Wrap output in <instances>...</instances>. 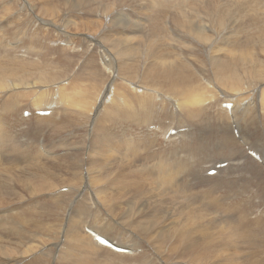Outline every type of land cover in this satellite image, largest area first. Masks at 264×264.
Listing matches in <instances>:
<instances>
[{
  "label": "bare ground",
  "instance_id": "1",
  "mask_svg": "<svg viewBox=\"0 0 264 264\" xmlns=\"http://www.w3.org/2000/svg\"><path fill=\"white\" fill-rule=\"evenodd\" d=\"M179 1L187 2V0ZM246 1L252 4L257 1L258 5L256 6L264 2V0ZM165 5L164 9L169 11L175 25L185 28L193 27L202 34L201 38L199 34L201 40H209L208 37L203 36L207 26L190 24L182 19L179 8L185 4ZM24 10L25 8L22 7L21 11ZM254 19L251 18L252 23ZM256 19H258L257 23L255 22L254 25H256L252 27L254 31L251 32V35L249 33V37L253 36V38H257V41L261 39V52L264 56V18L263 20L261 17V20ZM34 22H31L34 27L30 26L33 32L24 33L21 29L23 25L21 20L15 19L12 22L10 18L7 20L0 18V90L5 87L6 77H8V73L5 71L7 64L19 63L22 71L27 67L38 68V60H27V50L16 51L26 45H30L34 51L39 44L37 26L40 23L36 20ZM165 23L167 22L165 21ZM4 25L7 28H4ZM121 25L129 29L128 25ZM134 25L132 31L142 29V25L140 27L138 23H134ZM166 25H156L157 30L160 28L159 31L163 30L164 33ZM160 33L153 30L150 34L151 38L148 37L150 40L146 45L149 47L146 48L148 59L154 58L153 60H155V56L157 57L159 54V51H156L155 43L156 36L160 38L163 34ZM231 37L236 42V37L234 35ZM124 38L118 39L120 56L125 58L121 59L124 62H120L121 66H119L120 70L124 72L122 74L127 75L132 63L127 61L126 56L131 50L124 49V47L135 49L136 45L145 46L143 44L145 40L138 42L131 36ZM173 38L175 41L171 44L168 58L163 59V62L153 63L152 67L143 72V77L151 82L148 86L151 88L152 78L157 76L163 82L162 84L156 83L155 86L161 87L165 92L175 90L173 85L177 86L185 81L186 86L182 91L188 92L191 91L188 82L193 79L190 66L184 60L176 59V53L183 57L187 55L186 45L180 38ZM188 39L186 38V41ZM223 39L224 35L218 37L220 42ZM239 43L241 42L239 41ZM260 44L258 45L260 46ZM219 49L223 50V54L218 58L217 63L211 62L212 68L219 75L220 85L226 90L225 93L232 94L235 100L229 99L231 97L229 96L225 101L209 104L227 96L222 95L221 97L219 91H216L219 96L213 90L209 91L210 87L215 89L216 87L200 71L198 76L201 78L203 90L196 98L184 100L181 103H178L180 100L171 94H169V100L160 99L158 102L156 100L158 95L154 92L148 93L144 100L134 94L127 96L126 90H123L122 86L114 88L111 84L112 90L122 91L130 99L133 108L131 110L115 108L107 111L105 116L95 114V126L103 129L109 120L117 130L110 135L97 137L93 142V148H89L87 145H83L85 143L77 140V138L84 139L93 130L88 131L85 137H76L71 141H62L59 138L58 134L66 129L64 126H58L60 117L63 115L67 118L71 115V111L67 109L69 97L62 89L58 99L51 93L41 91L47 88L39 90L36 98L31 102L32 108L20 107L21 99L26 96L25 93L28 96L31 94L30 92L14 89L10 91L17 95L1 93L0 166L8 164L9 168L6 177L1 180L0 184V208L3 209L0 211V226L8 230L9 238H12L13 235L16 241L10 242L5 248L0 246V264H44L50 255L52 256L49 264H156L157 262H154L155 253L159 254V252L153 250L155 248L158 250L168 248L169 257L177 262L175 264H264V208L260 209V207H264V179L256 174V171L264 173V167L260 166V162L263 161L261 152L253 148L250 150L252 151L250 154L255 158L241 155L238 158L219 160L221 159L218 157L220 153L214 147L218 143V134L216 133L212 137L213 142L209 139L210 134L204 136L202 131H200L202 142L200 141L199 146L196 144L197 148L194 146L196 149L194 153L180 152L182 149L193 147L199 137V129L196 125L180 127L179 123L186 124L187 118L191 120L198 118L199 120L202 116L207 120L210 118L208 113L210 115L219 114V118L226 115L229 119V122L226 121V124L222 125H224V130L231 127L234 141L231 148H227L228 150L222 148L223 150L231 154H240V147L249 150L247 142L251 141L253 143L261 142L262 151H264V120L259 123L254 113L249 115L250 105L248 103L241 104L238 101L239 95L246 89L250 93H248L250 101L259 98V92L262 91L260 95L262 97V114L264 115V58L262 61L253 62L247 54H244L243 47H239L235 51ZM255 50L257 51V49ZM184 58L188 62L186 56ZM227 59H232L229 65L225 62ZM25 61L34 62L26 63ZM156 69L159 70L158 73H156ZM109 72L111 73L109 77L112 80L115 79L128 86L129 79L120 78L113 71ZM254 78H260V81L257 83ZM51 82H54V79L46 83ZM69 83L63 81L61 85L67 87ZM59 85L60 83H55L51 87L57 89ZM134 88L139 93L143 92V88L138 89L135 86ZM145 100L155 101L150 112ZM196 100L206 103L207 107L195 108ZM48 105L53 106L48 107ZM48 110H50V115H40V112ZM25 111H32L31 116L27 119L24 118ZM164 115H168L165 120L158 123L153 121H159ZM140 123L144 124V127ZM23 124H27L28 128H20ZM131 126L133 129L130 130ZM171 129H177L176 133L167 137ZM237 130L240 132L241 138H238ZM127 132L130 133L127 135ZM134 133H141V135L135 136ZM222 136H225V131ZM242 137L245 139V144ZM41 141L42 146L40 145ZM107 147H111L115 152H118V149L129 152L133 155L131 159L138 165H133L131 168L126 167L124 158L127 157L121 153L123 161H119L114 170L109 169L107 157L99 153ZM61 151L62 153H59ZM82 152L87 154L84 158H81L80 153ZM197 153L202 154L201 156L208 155L207 162L197 166L202 160L198 158ZM180 158L188 159L189 165L184 166ZM246 160L247 163H253L254 167L247 169ZM217 165H221V167L216 169ZM84 168L88 169L90 177L87 179L84 174L76 177L77 172L80 174L81 169ZM213 169L217 170L216 174L209 176L208 172ZM116 171H120L123 180L129 182L127 185L123 184L121 187L122 183L121 186L117 184L122 180L117 176V173H114ZM140 171L145 173L142 174ZM254 176L257 178L252 179ZM115 180L118 182L116 183ZM140 180L144 182L143 185ZM246 180L251 181L244 183ZM91 182L97 185L95 189H90ZM147 182L154 187H148ZM239 182L244 184H239ZM105 183L109 185L107 186ZM207 187V190L203 189ZM218 191L223 194L233 192L244 201L235 210L238 215L237 219L232 215L224 220L223 230L229 233L228 241L232 244L230 249L234 250L232 254L220 253L219 247L221 246L229 249L228 242L221 244L209 241L195 242L193 227L189 223L191 218H198L196 228L203 237H215L214 233L205 227L202 219L205 218L207 221L204 209L218 210L220 208L221 200L217 195ZM147 192H152L154 197L160 198L159 201L165 200L164 198L169 199L168 203L161 206L158 204L160 209L153 213L156 214L158 211L163 218L158 217L154 220L144 213L147 205L142 203V198ZM170 193L175 195L171 196ZM209 193H214V195L210 197ZM257 196L259 198H256ZM100 200L105 201L107 207L117 212L120 219L119 223L116 221L115 223L118 225H112L114 220L109 218L107 209L101 207ZM177 205L182 208L184 214L172 216ZM58 214L61 217H66L63 225L64 233L57 232L58 237L53 240L48 237V228L41 229L44 225L43 217ZM141 215H145L147 220L144 221L142 217H139ZM99 220L103 221L101 232L97 230V226L100 224ZM212 222L215 223L216 220L214 219ZM24 224L29 232H34L28 234L23 229ZM131 227L137 232L130 233ZM52 230L59 231L60 226L53 222ZM0 233H3V236L6 235L2 231ZM93 233L102 237H111L117 243L127 245L131 250L129 249V253H119L100 243ZM36 238H38L37 243L43 241L42 245L52 241L25 257L26 254L36 249L37 245H33ZM235 241H237V245L233 248ZM258 244L260 245L257 246L258 248H252ZM121 245L115 246L124 247ZM151 246L155 247L151 248ZM140 247L143 249L138 252L137 249ZM150 250L153 251L150 252ZM32 255L35 257H31ZM178 256L180 257L175 259ZM180 260L183 261L180 262Z\"/></svg>",
  "mask_w": 264,
  "mask_h": 264
},
{
  "label": "rangeland",
  "instance_id": "2",
  "mask_svg": "<svg viewBox=\"0 0 264 264\" xmlns=\"http://www.w3.org/2000/svg\"><path fill=\"white\" fill-rule=\"evenodd\" d=\"M253 3L254 4L249 3L246 0H187V2H180L179 0H0V8H2L0 9V18L3 20H7L10 18L12 22L15 19L21 20L23 22L21 29L24 33L33 32L30 28V26L32 27L33 25L31 24V22H34L36 20L40 23L37 26L39 46H36V50L34 49V51H32V47L30 45H26L16 50H27V60H38V68L27 67L24 71H22L21 65L19 63L7 64L5 67V71L8 73V77H6L5 87L0 90V94L12 93V95H17L10 91L14 89L17 91L30 92L31 94H29L28 96L27 93H25L26 96L21 99L20 107L32 108L31 102L34 100V98H36L39 90L47 88L46 90L41 91H44L45 93H51L58 99L59 92L62 89L65 92V95L69 97V105L67 106V109L71 111V115L67 118L63 115L60 117L58 126H64L66 129L64 132L58 134V136L62 141H71L76 137H85L88 131L93 130L92 132H89L84 139L77 138L78 141L85 143L83 145H87L89 148H93V142L95 139H97V137L110 135L112 132L117 130V128H115L109 120H107V124L103 129L95 126V114L105 116L107 111H111L115 108L131 110L133 108V103L127 96H131L132 94L144 100L148 93L154 92L158 95L156 96L157 102L160 99L166 101L169 100V94L178 98L180 100V102L178 103H181L184 100L196 98V96L203 90L200 82L201 78L198 76L199 71L204 74V76L212 84L215 85L216 89L214 87H210L209 91H219L221 97L222 95L227 96L224 97V99L221 98V100H217L209 104L225 101L229 96H231L229 99L235 100L232 94L225 93L226 90L223 89V87L220 85L221 80L219 78V75L212 68L211 62L215 61L217 63L218 58L222 56L223 50H220L219 48L231 49L235 51L239 47H243L244 54H247L253 62L263 60L264 56L262 55V47L260 44L261 39H259L258 42L257 38H253V36L249 37V33L251 35V32L254 31L252 27L256 25H254L255 22L257 23L258 19L256 18L260 19L261 17L262 20L264 18V2L263 4H259V6H256L258 5L257 1L256 3ZM165 4H185L179 8L182 19L186 20L190 24L207 26L205 32L206 34L204 33L203 36L208 37L209 40H201L200 38L202 37V34L196 31L195 28L193 29V27L185 28L181 25H175L172 22L169 11L164 9V6H166ZM22 7L25 8L23 12L21 11ZM251 18H255L256 20L254 19V22L252 23ZM243 19H245L246 22H243ZM239 20L243 23H241ZM165 21L167 23H165ZM134 23H138L139 27L140 25H142V29L139 28V31H132L136 25H134ZM121 24L128 25L129 29L125 28V26ZM164 24H167L165 31L166 33H163V30L159 31L160 28L157 30L156 27V25L163 26ZM244 25H246L247 27ZM3 27L7 28L6 25H4ZM153 30L158 31L159 33H163L160 38H157L156 36L157 41L155 43V47L157 48L156 51H159V54L157 57L155 56V60H153L154 58L148 59L146 54V48H149L146 45L150 41L148 37L151 36L150 34H152ZM221 35H224V39L220 42L218 40V37H220ZM232 35L236 37V42L231 37ZM127 36L134 37L138 42H142V40H145L143 42L145 46L136 45L135 49L128 46L124 47V49L131 50L128 52L126 59L129 63L132 64L129 67V72L127 73V75H123L122 73L124 72L120 70V62H124V60L122 61L121 59L125 58H122V56H120L121 54L118 39H125L124 37ZM173 37L180 38L181 40H183L184 45H186L187 55L185 56L188 62L184 58L185 56L183 57L181 54H177L176 52L175 53L177 56L176 59H182L190 66V71L192 72L191 75L193 76V79L188 82L191 88V91L188 92L182 91L184 86H186L185 81H182L177 86L173 85V88L175 87V90L165 92L161 87L155 86L156 83L162 84L163 82L162 80H159L157 76L155 78H152L151 88L148 87L151 82H148V80L144 79L143 77V72L152 67L153 63L161 61L163 62V59L168 58L171 44L173 41H175ZM241 37L243 41L241 40ZM186 38L189 39L186 41ZM239 41L241 43H239ZM258 44H260V46ZM255 49H257V51ZM231 61L232 59H227L225 62L227 63V65H229ZM25 62L28 63L34 61ZM109 71H113L115 74H118L120 78L122 77L129 79L127 81L128 86L116 81L115 79L112 80V78L109 77L111 75ZM155 71L156 73H158L159 70L156 69ZM51 79H54V82L46 83ZM254 80L257 82L260 81V78H254ZM63 81L70 83L67 87H65L61 85ZM55 83H60L57 89L51 87ZM111 84L114 86V88L122 86L123 90H126L125 94L127 96H125L122 91L112 90ZM134 86L138 89L143 88V92L139 93L134 88ZM247 90L248 89L244 90V93H241L239 95L238 101L241 104L248 103L250 105L249 115L254 113L257 121L261 123V121L264 120V115L262 114V97L260 95L262 94V91L259 92V98L255 99L254 101H250V93ZM145 102L147 103L150 112L152 109V105L155 104V101L145 100ZM52 106L53 105H48V107ZM160 107L163 106L160 105ZM194 107L197 109H202L204 107H207V105L204 102H200V100H196V104L194 105ZM179 108L180 106L178 107V109ZM242 111H244V109H242ZM29 113V116H31L32 111H30ZM29 116H24V118L27 119ZM176 116H178L177 113ZM208 116H210V118H208L207 120L203 119L202 116L199 120L198 118L192 120L190 118H187L186 124L179 123L180 127L196 125L199 129V137H197V140L193 147L190 149H182L180 150V152L190 151L194 153L196 150L194 146L197 148L202 142L200 135V131H202V134L204 136L210 134L209 139L211 141H213L212 137L214 136V134H218V143L214 147L217 148L220 153V156L218 157H220L221 159L219 160H227V158L232 159L240 157L238 154H231L228 151L223 150L225 148L222 147L223 143L220 137L222 136L224 131V125L222 124H226V121L229 122L228 117L226 115H223L221 118H219V114L210 115L209 113ZM167 117L168 115H164V117L159 121H153L158 123L162 120H165V118ZM233 118L235 119V117ZM140 124L142 127H144V124ZM181 124H183L184 126ZM133 126L130 127V130L133 129ZM20 128L27 129L28 126L27 124H23L22 126H20ZM129 133L130 132H127V135ZM141 133L134 134L135 136H140ZM236 134L238 138H241V134L238 130ZM250 142H247V148H249V150L240 147L243 150L242 156L244 155L255 158L249 152L251 149L255 148L257 151L261 152V158L263 159V161L260 162V166L264 167V151H262L261 142ZM243 143L245 144L244 138ZM40 145H43L42 141ZM230 146L232 147L233 145L230 144ZM226 150L228 149L226 148ZM59 153H62V151ZM99 153L107 157V167L109 169L114 170L117 163L119 161H123L121 159V153L123 156L127 158L129 157L128 160L127 158H124L126 167L131 168L133 165H138L131 159L133 155L125 150L121 151L118 149V152H115L111 149V147H107L101 150ZM80 154L81 158H84L87 155L84 152ZM198 154L200 153H197V156L199 159H202L201 163L199 165H197L196 163L194 164L200 166L204 162H207L208 155L201 156L202 154ZM180 160L183 162L184 166L189 165L188 159L180 158ZM245 166L247 169H251L254 167V164L247 163L246 160ZM8 168V164L0 166V184L1 180L6 177ZM114 173H117V176L120 178V180H122V182L120 183L115 180V182H118L117 184L119 185L122 183V186L120 185L121 187H123V184L125 186L129 183L127 180H123V176L121 175L120 171H116ZM140 173L144 174L145 172L140 171ZM82 174H84L87 179L90 177V173L86 168L81 169L80 174L79 172H77L76 177L79 175L81 176ZM256 174L258 176H262L264 179V173H262L261 171H256ZM146 177L148 178L147 175ZM255 178L257 177L254 176L252 179ZM251 180H246L244 183L250 182ZM140 182L142 185L144 184V182H142L141 180ZM226 183L228 184V182ZM91 184L92 187H90V189H95L97 185H95L93 182H91ZM146 184L148 185V187H154L148 182ZM239 184H242V182H239ZM105 185L108 186L109 184L105 183ZM145 187L147 188V186ZM252 187L254 188V186ZM203 189L207 190L208 187ZM170 195L174 196L175 194L170 193ZM213 195L214 193H209L210 197ZM217 195L221 200L220 208L218 210L204 209V213L207 216V221L205 218L202 219L203 223H205V227L208 228L212 233H214L215 237H203L201 232L196 228V221L198 220V218H191L189 223L193 227V239L197 243L199 241L215 242L216 244L228 242L230 244L229 249H225L224 246H221L219 247V250L220 253L223 254H232L234 250L230 249L232 244L228 241L229 233L226 230H223V227L225 226L224 220L232 215H234L237 219L238 215L236 214L235 210L238 206L243 204L244 201H242L233 192L223 194L218 191ZM256 198H259V196H257ZM159 199L160 198L158 197H154V195H152V192L145 193L142 198V203L147 205L146 211H144V213H146L147 216L154 220L158 217L163 218L161 216L162 214L158 213V211L156 214H153L154 211L160 209L158 204H160L161 206L169 202L168 198H164L165 200L163 201H159ZM99 202H101V207L107 209L109 218L111 220H114L112 225H118L117 223H115V221L119 223L120 219V217L117 215V212H114L113 209L107 207L105 201L100 200ZM263 208V206L260 207V209ZM0 211H3V209L0 208ZM181 214H184V212L182 208L177 205L171 215L180 216ZM139 217H142L144 221L147 220V217L145 215H141ZM65 219L66 217H61L60 214L50 217L44 216V225L41 229L43 230L45 228H48V237H51L53 240H55L58 237L56 235L57 232L64 233L63 225ZM214 219L216 220L215 223L212 222V220ZM99 221L100 224L97 226V230L101 232L103 221ZM53 222H56L60 226L59 231L52 230ZM23 229L27 231L28 234L34 232H29L25 224L23 225ZM0 231L6 233L5 236H3V233H0V246H3L5 248L10 242L16 241L13 235L11 236L12 238H9V236L7 235V229L0 226ZM130 231V233L137 232V230L132 227ZM106 238H108L114 245H121L120 243H117V241H114L111 237L106 236ZM37 239L38 238L33 241V245H37L35 247L36 249L26 254L25 257H28L30 254L35 253L39 248L47 245L50 241H52L50 240L42 245L43 241L37 243ZM236 245L237 241H235L233 248ZM121 246H124L122 248H125L126 250H128V252L119 253H129L130 248L127 245ZM257 246L260 245L258 244L252 248H258ZM143 247L138 248V252H140L139 250L143 249ZM153 247L155 246H151V248ZM146 248H148V246H146ZM153 250L159 252V254L155 253L154 262H157L156 264L177 263L169 257L168 248H160L159 250L155 248ZM152 251L150 250V252ZM51 256L52 255L48 257L47 261L44 264L50 263ZM31 257L35 256L32 255ZM179 257L180 256L176 257L175 259H178ZM182 261L183 260H180V262ZM239 262L241 263V261Z\"/></svg>",
  "mask_w": 264,
  "mask_h": 264
},
{
  "label": "crops",
  "instance_id": "3",
  "mask_svg": "<svg viewBox=\"0 0 264 264\" xmlns=\"http://www.w3.org/2000/svg\"><path fill=\"white\" fill-rule=\"evenodd\" d=\"M225 136H220L221 137V141L223 143V146L224 148H231L230 144L233 145V141H234V137H233V134H232V130H231V127L229 128H225ZM241 150V153L238 155L241 156L242 155V148H240Z\"/></svg>",
  "mask_w": 264,
  "mask_h": 264
}]
</instances>
